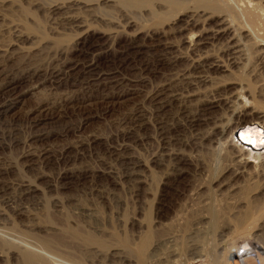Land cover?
I'll list each match as a JSON object with an SVG mask.
<instances>
[{"label": "rangeland", "instance_id": "374dc122", "mask_svg": "<svg viewBox=\"0 0 264 264\" xmlns=\"http://www.w3.org/2000/svg\"><path fill=\"white\" fill-rule=\"evenodd\" d=\"M50 1L0 0L1 89L69 64L54 82L21 83L0 118V264H24L23 248L42 257L33 264H219L243 230L264 246V151L246 163L243 138L251 123L264 130V32L227 66L231 31L197 49L183 38L201 20L176 33L197 0H180L179 18L162 1ZM202 55L225 67L199 68Z\"/></svg>", "mask_w": 264, "mask_h": 264}, {"label": "bare ground", "instance_id": "6f19581e", "mask_svg": "<svg viewBox=\"0 0 264 264\" xmlns=\"http://www.w3.org/2000/svg\"><path fill=\"white\" fill-rule=\"evenodd\" d=\"M45 1V0H44ZM50 0H48L49 2ZM58 1H61V0H58ZM69 1V0H67ZM75 2V0H73ZM77 1V0H76ZM82 1V0H80ZM80 1H77L80 2ZM85 1V3L87 4H91V3H94V5H100L102 3V6L104 5H107L109 3H112L113 4V1L112 0H83ZM83 1H82V4H83ZM118 1V0H116ZM154 1H162L161 3L159 4H162V3H166L167 6H169V8L172 9L169 10L171 11L173 14H175L176 17H178V14L181 13V11L185 10V8L183 9V6L187 8V6L184 4L181 3V1H177V0H166V1H163V0H124L123 3L128 6V7H132L133 10H134V7L135 8H138L141 10V8H147V7H150L152 5V2ZM185 1V0H183ZM196 1V0H195ZM198 2V5H196L195 3V6H197L198 8L194 10V12L192 11V13H199L200 16L195 19V15L191 14L189 17H186L187 22L185 23L186 27L182 28H177L178 31H176V33H183L185 31H187V27H191L194 28L196 27L197 23H198V20H201L202 24L204 26H202V29L199 33H194V32H189L186 37L183 38V42L185 44H187L188 46L192 45L194 46L195 49H197L199 45H202V44H205V41L206 40H209L211 38H209V36H212V37H218V36H224L226 35L227 33H229L231 31V39L229 40L228 43L225 44V46L223 47V49H221L222 51L220 52L221 54H223L222 56H226V59L227 60H224L225 61V65L227 64V66L229 65H234L236 63V59H237V54L239 53V51H237L236 49H238L241 45L240 41L241 39H248V41H258V39H262V34L261 32H264V7L260 4L262 3L261 1L257 2L255 0H197ZM47 2V4H48ZM51 2V1H50ZM52 2H55V0H53ZM66 1L62 2L61 3H65ZM71 2V1H69ZM68 2V3H69ZM154 2V4L156 3ZM187 2V1H186ZM193 2V1H192ZM44 3V2H43ZM76 3V4H77ZM84 3V5L86 6V4ZM115 3V2H114ZM46 4V5H47ZM50 4V3H49ZM87 4V5H88ZM118 4V2H117ZM189 4V3H188ZM193 4V5H194ZM37 5V3H36ZM52 5V4H51ZM51 5H48V6H51ZM54 5V3H53ZM80 5V4H79ZM93 5V4H92ZM124 5V6H125ZM163 5V4H162ZM192 5V6H193ZM42 6V5H41ZM108 6V5H107ZM114 6V5H113ZM153 6V5H152ZM159 6V5H158ZM166 6V5H165ZM192 6H189V7H192ZM52 7V6H51ZM56 7V6H55ZM110 7V6H109ZM117 7V6H116ZM164 7V6H163ZM53 8V7H52ZM168 8V7H167ZM166 8V9H167ZM168 8V9H169ZM193 8V7H192ZM196 8V7H195ZM37 9H38V5H37ZM41 9V8H40ZM110 9V8H109ZM118 9V8H117ZM182 9V10H180ZM188 9V8H187ZM186 9V10H187ZM191 9V8H190ZM145 11V9H142ZM141 10V11H142ZM148 10V9H147ZM146 10V11H147ZM185 10V11H186ZM189 10V9H188ZM184 11V12H185ZM191 11V10H190ZM149 12V10H148ZM147 12V13H148ZM170 12V13H171ZM180 12V13H179ZM186 12H189V11H186ZM185 12V13H186ZM112 13V12H111ZM124 13V12H122ZM126 13V12H125ZM153 13V12H152ZM167 13V12H166ZM171 13V14H172ZM98 14V12H97ZM110 14V13H109ZM114 14V11L113 13ZM168 15L165 13L164 14H157L156 16V19L157 21L158 18H167V15L169 16V19L171 18L172 20V15ZM189 14V13H188ZM122 15V14H121ZM128 15V13H127ZM185 15V14H184ZM183 15V16H184ZM101 16V15H100ZM107 16V15H106ZM124 16V15H123ZM153 16V15H151ZM174 16V15H173ZM182 16V17H183ZM186 16V15H185ZM113 17V16H111ZM110 17V18H111ZM122 17V16H121ZM148 17V15H147ZM127 18V17H126ZM154 18V17H153ZM179 18V17H178ZM98 19V18H97ZM108 19V18H107ZM105 19V20H107ZM114 19V18H112ZM116 19H119V18H116ZM123 19H125L123 17ZM121 19V20H123ZM155 19V18H154ZM174 19V18H173ZM103 19V21H105ZM111 20V19H110ZM128 20V18H127ZM131 20V19H130ZM128 20V21H130ZM168 20V19H167ZM177 20V19H175ZM185 20V19H184ZM63 21V20H62ZM64 21L69 24V25H72V24H75L76 22L75 21H78L75 17L73 18H68L67 19L65 18ZM101 21V20H100ZM109 20H107L108 22ZM117 21V20H116ZM153 21V19H152ZM156 21V20H155ZM173 21V20H172ZM179 21H181L179 19ZM132 22V21H131ZM184 22V21H183ZM109 23V22H108ZM119 23V21H118ZM154 23V21H153ZM175 23V22H174ZM177 23V22H176ZM214 24L215 27L213 29H208L206 28L205 26H209L210 24ZM236 23V24H235ZM115 24V22L113 23ZM132 24V23H131ZM158 24V23H157ZM156 24V25H157ZM171 24V23H170ZM62 25V24H61ZM66 25V24H65ZM116 25H117V22H116ZM120 24H118L119 26ZM123 25H124V22H123ZM128 25V24H126ZM153 25V24H152ZM155 25V24H154ZM213 25V26H214ZM64 26V25H63ZM158 26V25H157ZM74 27V25H73ZM75 27L77 28H82L80 27V24L78 25H75ZM65 28V27H64ZM175 28V27H174ZM158 29V28H157ZM175 30V29H174ZM155 32H157V30L155 29L154 30ZM153 31V32H154ZM191 31V30H189ZM85 32V31H84ZM151 31V33H153ZM18 33V32H16ZM158 33V32H157ZM20 34V32H19ZM198 34V35H197ZM151 35V34H150ZM157 35V34H156ZM176 35V34H175ZM264 35V34H263ZM148 36V35H147ZM155 36V35H153ZM152 36V37H153ZM18 37V36H17ZM209 38V39H208ZM157 40V39H156ZM264 41V40H261V42ZM159 42V41H158ZM263 43V42H262ZM168 46V45H167ZM191 47V46H190ZM47 48V47H46ZM169 48V47H167ZM193 48V47H192ZM193 48V49H194ZM192 52V51H191ZM194 53V51L192 52ZM195 54V53H194ZM10 55V54H9ZM1 56H5V55H2ZM220 57L221 59L223 57ZM6 57V56H5ZM8 57V56H7ZM199 57V56H198ZM202 64L205 63V65H198V67H206V68H224V62H221L220 61H214V63H210L207 65V62L208 60H212L209 56L205 55L203 56L202 55ZM3 59V57H2ZM10 58H8L9 60ZM200 59V58H199ZM216 60V58H214ZM4 60V59H3ZM2 60V61H3ZM10 61V60H9ZM7 62V61H6ZM200 62V60H199ZM9 63V62H8ZM219 63H222L221 65ZM7 64V63H6ZM20 64V63H19ZM1 65V64H0ZM56 65V64H55ZM69 64H67L66 62L65 63H62L61 61V65L59 66L58 69H56V66L54 68H52V70L50 71H47L48 73H46L45 71V77L41 76L40 73H38L37 71H30L28 70L27 73H24L22 78L18 81H14L13 78L12 80L9 79L8 76H5L4 78H6V80L4 79L3 80V84H2V89L0 91V118L3 117L5 114H7V112H10L12 109L15 108L16 104L19 103V99H20V96H19V93L17 92V90L19 89V85L21 83H24V82H32L34 80H36L35 83H42V82H54L56 79H58L60 76H62L63 74V69L66 68ZM16 66V65H15ZM93 66V65H92ZM89 68V66L87 67ZM39 70V69H38ZM22 72V71H21ZM26 72V71H25ZM8 74V71L6 72L4 70L3 67H0V76H2L3 74ZM85 73V72H84ZM4 74V75H5ZM20 76V77H21ZM90 76V75H89ZM15 77V76H14ZM1 79V78H0ZM1 83V82H0ZM33 84V83H32ZM18 85V86H17ZM215 99V98H214ZM238 99L240 100V102L243 104V107L245 108L247 105L246 103V100L245 98L242 96L241 98L238 97ZM237 99V100H238ZM219 101H212V102H207L208 105L212 104V103H218L220 102V99H218ZM223 100V99H222ZM221 100V101H222ZM65 101V100H64ZM68 100H66V103H67ZM225 101V99H224ZM228 101V100H227ZM68 103H70L68 101ZM67 103V104H68ZM229 103V102H228ZM226 103V104H228ZM233 104V103H232ZM216 106V105H215ZM233 107V106H232ZM237 113V112H236ZM264 118V117H263ZM240 131V128L236 130L235 134H234V137H235V140H236V143L240 144V139L238 137V133ZM41 136V135H39ZM48 136V135H47ZM243 138L245 139V145L247 146L248 148V152L249 154H247V157L245 159V162L246 163H255V156L254 155H257L259 156L261 154L262 151H264V130L262 127H260L258 124H249L247 127H245L243 129ZM44 137V136H42ZM39 138V137H37ZM38 141V140H37ZM235 142V141H234ZM237 144V145H238ZM239 145V146H240ZM243 148V147H242ZM264 154V153H262ZM248 156H250L251 158H249ZM241 159V158H240ZM252 159H254L252 161ZM2 169V168H1ZM0 169V170H1ZM5 171V170H4ZM7 171V170H6ZM2 176V175H1ZM4 187V184L2 185ZM1 186V187H2ZM23 186V185H22ZM244 228V227H243ZM248 230V229H247ZM72 231V230H70ZM69 231V232H70ZM244 231V230H243ZM243 231H241L242 233L238 234V235H235L237 236L236 240L237 241H234L235 239H232L233 241H229V243H226V245L224 246L222 252L220 253V256H219V264H264L262 262L263 258H264V246H260V247H254L252 245H248L247 242H244L245 240L249 241V236L247 233H244ZM71 233V232H70ZM76 233V232H75ZM74 233V234H75ZM79 233V232H78ZM77 235V234H76ZM75 235V236H76ZM80 235V234H79ZM22 236V235H21ZM72 236V235H71ZM89 237V236H87ZM87 237L85 239H87ZM26 238V237H25ZM35 238V237H34ZM80 238V236L78 237ZM81 239V238H80ZM4 240V239H3ZM26 240V239H25ZM23 240V241H25ZM31 240V239H30ZM28 240V241H30ZM37 240V238L35 239ZM46 240V239H44ZM51 240V239H50ZM50 240H48V242L50 243ZM82 240V239H81ZM27 241V240H26ZM27 241V242H28ZM41 241V240H39ZM52 241V240H51ZM88 243H91L90 242V239L89 240H86ZM1 242V241H0ZM36 242V241H35ZM71 242V241H70ZM97 242V241H96ZM3 244V242H1ZM24 243V242H23ZM37 243V242H36ZM48 243V244H49ZM83 243V241H82ZM98 243V242H97ZM239 243H241L240 247L236 248ZM26 244V243H24ZM39 244V243H38ZM44 246L48 247L47 245V241L46 242H43ZM85 244V243H84ZM100 244V242H99ZM98 244V245H99ZM15 245V244H14ZM21 245V244H20ZM19 245V246H20ZM27 245V244H26ZM51 245V244H49ZM5 246V245H4ZM10 246V245H9ZM17 246V245H16ZM15 246V248H17ZM24 246V245H23ZM43 246V248H45ZM65 246V245H64ZM21 247V246H20ZM27 247V246H25ZM39 247V246H38ZM52 247V246H51ZM54 247V246H53ZM56 247V245H55ZM59 247V246H58ZM6 248H10L11 247H8L6 246ZM19 248V247H18ZM31 248V247H30ZM37 248V246H36ZM32 249V248H31ZM29 248H23L21 250V255H22V259H23V262L24 264H33V263H39L41 262L43 259H41L42 257L40 255H38L36 252H34L33 250H31ZM39 249V248H38ZM42 249V248H41ZM236 249V250H234ZM14 250V249H13ZM57 250H60L59 248ZM241 250V252H239ZM17 251V250H16ZM37 251V250H35ZM44 251V250H43ZM42 251V253H43ZM49 250L47 249V252ZM50 251L52 252V250L50 249ZM49 251V252H50ZM68 251V249H67ZM50 252V253H51ZM55 252V251H53ZM65 252V251H63ZM139 252V251H138ZM142 252V251H141ZM140 252V253H141ZM18 254V255H20ZM51 254H54V253H51ZM57 254V253H56ZM60 254V253H59ZM73 254V253H72ZM131 254V253H130ZM139 254V253H138ZM44 255V254H43ZM47 254H45L46 256ZM50 255V254H49ZM74 255V254H73ZM76 255V254H75ZM55 256V254H54ZM59 256V255H58ZM63 256V255H61ZM140 256V254H139ZM141 256H143L141 254ZM49 257V256H48ZM51 257V256H50ZM56 257V256H55ZM76 257H78L76 255ZM80 257V256H79ZM59 258V257H58ZM66 258V257H65ZM69 258V257H67ZM110 258V257H109ZM135 258V257H134ZM47 258H45L46 260ZM53 259V258H52ZM55 259V258H54ZM102 259V258H101ZM49 260V259H48ZM61 260V257L59 259V261ZM68 260V259H66ZM82 260V259H81ZM143 260V259H142ZM56 261H57V257H56ZM62 261V260H61ZM76 261V259H75ZM79 260L77 259V262ZM84 261V260H83ZM48 262V261H46ZM74 262V261H73ZM77 262H75L74 264H76ZM80 264L82 263V261H79ZM78 262V264H79ZM95 262V261H94ZM115 262V261H114ZM44 263V262H43ZM53 263V261H52ZM70 263V262H69ZM51 264V263H50ZM73 264V263H72ZM83 264V263H82ZM85 264V263H84Z\"/></svg>", "mask_w": 264, "mask_h": 264}, {"label": "built area", "instance_id": "2783aa9c", "mask_svg": "<svg viewBox=\"0 0 264 264\" xmlns=\"http://www.w3.org/2000/svg\"><path fill=\"white\" fill-rule=\"evenodd\" d=\"M239 252H241V250Z\"/></svg>", "mask_w": 264, "mask_h": 264}]
</instances>
